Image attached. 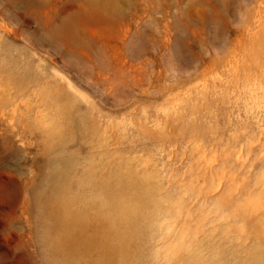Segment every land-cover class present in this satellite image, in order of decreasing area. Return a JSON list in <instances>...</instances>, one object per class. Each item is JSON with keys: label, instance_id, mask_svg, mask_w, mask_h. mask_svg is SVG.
<instances>
[{"label": "rangeland", "instance_id": "374dc122", "mask_svg": "<svg viewBox=\"0 0 264 264\" xmlns=\"http://www.w3.org/2000/svg\"><path fill=\"white\" fill-rule=\"evenodd\" d=\"M99 201L114 264H264V0H0V264L109 261L43 242Z\"/></svg>", "mask_w": 264, "mask_h": 264}, {"label": "bare ground", "instance_id": "6f19581e", "mask_svg": "<svg viewBox=\"0 0 264 264\" xmlns=\"http://www.w3.org/2000/svg\"><path fill=\"white\" fill-rule=\"evenodd\" d=\"M24 1H26L27 3L33 2V0H24ZM181 27L179 29H181ZM70 28L71 27H69V29ZM56 193L57 192L54 193V191L49 192L46 199L53 200L55 203L54 209L60 210L62 209V206L59 200L57 199L58 197ZM84 209H86L87 212L85 210L83 212L82 209L78 210L77 212L68 211V216H71L75 222H71V220L61 219L59 217H53L52 215H49V217L46 220L47 226L51 231L54 232L56 236L55 239L51 240L50 234L47 231L48 235L46 234V238L43 240V242L56 241L60 243L62 246H64V248L70 246L73 248L75 247L85 248L90 251L93 249L92 246L97 244V246H102V248L105 249V253H107V257L110 258V260L105 261L104 264H114L117 255L119 256V254H121L123 251V247H124L123 241L117 238L116 235H114L113 237L111 235L107 238V236H105L106 233L103 234V231L106 230V227L108 229L111 228V223H107L105 219L104 210L101 201H99L98 203L95 202V204H93V202L92 203L87 202L84 206ZM51 216L52 218H50ZM111 230H113L114 232L116 231V229L113 228ZM89 247H92V249ZM67 250L68 248H65L64 253H62L60 257L61 262L65 264L71 262L68 256L66 255ZM90 251H88V253Z\"/></svg>", "mask_w": 264, "mask_h": 264}]
</instances>
